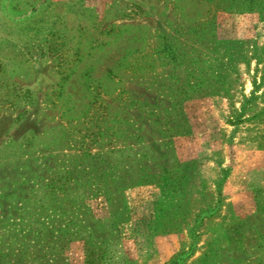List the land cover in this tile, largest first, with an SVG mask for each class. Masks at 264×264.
Segmentation results:
<instances>
[{
  "label": "rangeland",
  "instance_id": "374dc122",
  "mask_svg": "<svg viewBox=\"0 0 264 264\" xmlns=\"http://www.w3.org/2000/svg\"><path fill=\"white\" fill-rule=\"evenodd\" d=\"M77 226L104 264H264V0H0V264H85Z\"/></svg>",
  "mask_w": 264,
  "mask_h": 264
},
{
  "label": "trees",
  "instance_id": "16d2710c",
  "mask_svg": "<svg viewBox=\"0 0 264 264\" xmlns=\"http://www.w3.org/2000/svg\"><path fill=\"white\" fill-rule=\"evenodd\" d=\"M250 98H243V102L241 104L240 110L244 111L246 108V104L250 101ZM146 166V165H145ZM167 171L166 167L161 168V171L158 172H151L150 168H145L142 167L138 170L137 174H135L134 176H132V179H128L126 178L125 180H122L120 182L119 185H121V189H125L126 187L130 186V185H138V184H144V183H155V184H159L160 186H162L164 189V192H168L167 189L169 188V185H174V179L172 177H167V176H163L160 173ZM230 171V167L226 168V170H224V176L226 177L228 175ZM168 172H170L168 170ZM174 187L176 189V195H180L183 194V190L181 188H179L178 186L174 185ZM120 192V191H119ZM106 195V194H105ZM105 199L108 203V211H109V215L111 213L113 202L114 200H120L119 197H116L115 195L110 196L107 195L105 196ZM72 199L76 200L75 203H78L81 199V197H79L78 195H73ZM61 199H58V201H60ZM122 201V200H121ZM176 202H179V199L176 200ZM79 204V203H78ZM81 206V205H80ZM87 211V215L90 216V211L89 209H86ZM204 210L201 209L200 213H202ZM200 213H196L195 214V218L193 219V222L196 221V219L199 217ZM206 214V212H205ZM204 214V215H205ZM191 215V211H187L186 217L184 218V220H188L189 216ZM203 215V218L205 217ZM78 217V216H76ZM79 220V218H78ZM103 222H105V224H108V229L113 228L112 227V221L110 220L109 216L105 217L103 220ZM111 226V227H110ZM97 228V227H96ZM193 227L190 228V232H192ZM47 228L46 227H40L37 230H35V235L36 237H40L46 234L47 232ZM57 232H60L59 235L57 236H53L55 237L56 241H49V246L50 244H52L53 246H56L58 248H63L64 247V241H68V240H72L73 238L75 239H80L83 241V245H84V255H85V264H104V261L106 260L107 257V253L109 251V244L110 242L114 241V240H118V233L115 236H111V237H103V236H97L96 235V229L92 228L91 226H77V228L71 229L70 231V236H72V238H68V240H64L63 238L65 237L64 231H67L66 229H59V230H55ZM32 230L29 227H25V228H14L12 229L11 232V237L13 238H26L27 236H29L31 234ZM112 232V231H111ZM59 242V243H58ZM193 245V243H192ZM191 245V246H192ZM190 251L187 254V257L190 256L192 254L193 251V247H190ZM183 254V252H180L178 255H176V257H174V260L172 261V264H175L177 262V260L181 259L180 256ZM179 256V257H178ZM123 258L128 261V259L126 258V256H123ZM229 258L231 259L232 257L229 256Z\"/></svg>",
  "mask_w": 264,
  "mask_h": 264
}]
</instances>
